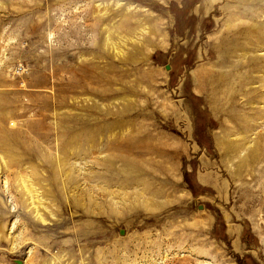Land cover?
I'll return each instance as SVG.
<instances>
[{
	"label": "rangeland",
	"instance_id": "374dc122",
	"mask_svg": "<svg viewBox=\"0 0 264 264\" xmlns=\"http://www.w3.org/2000/svg\"><path fill=\"white\" fill-rule=\"evenodd\" d=\"M238 25L261 44L264 0H0V264H264V211L192 200L205 172L174 186L178 146L209 155L197 79L223 69L207 50ZM251 76L262 105L264 72ZM27 185L44 227L65 229L32 232Z\"/></svg>",
	"mask_w": 264,
	"mask_h": 264
},
{
	"label": "bare ground",
	"instance_id": "6f19581e",
	"mask_svg": "<svg viewBox=\"0 0 264 264\" xmlns=\"http://www.w3.org/2000/svg\"><path fill=\"white\" fill-rule=\"evenodd\" d=\"M214 8L216 9L212 7L207 12L210 13ZM234 16L235 12L229 11L227 18L232 19ZM181 31V25L178 24L177 38L182 34ZM259 35L260 31L238 25L224 31L220 42L211 45L207 50L206 57L220 56L223 68L215 69L197 79L200 90L198 98L208 114L201 120L197 130L200 134V142L209 155L198 160L194 157L199 154L195 148H190L184 155L180 146L175 151L177 160L174 174L175 191L184 192L183 184L186 180L192 185L193 175L205 172L204 176H199L197 187L191 188L186 194L192 200H197L201 195H213L215 199L226 200L227 207L233 205V210H239L238 215L233 216V219H241L249 214L254 217L264 211V123H259L264 119V104L255 105L256 101L251 96L254 91L247 89V86L255 81L251 72H264V69H257L264 68V54H258L264 49V40H260L261 44L254 40V37ZM253 51L257 53L254 57L247 56V53ZM239 53L242 55L239 56ZM235 58L238 60L234 62ZM188 63H192V60ZM231 64L236 69H230ZM188 92L178 87L176 94L181 97L187 93L188 97H191V92ZM177 116L179 126L182 119L180 109L177 110ZM190 121L191 116L188 114L185 133L187 136L192 134ZM260 127L263 130L257 132ZM212 129L219 130L214 135V143H212ZM177 134L181 135L180 130H177ZM222 177H227L229 183L226 181L221 185ZM26 190L32 200L30 206H33L30 215H33L37 221L31 222L33 233L38 234L42 231L40 229L62 231L67 227V221L62 220L56 221L55 225L46 229L44 227L47 221L44 217L46 205L38 199L33 187L27 185ZM74 215H78L77 210L72 212L71 217ZM87 215L90 216L88 213ZM195 226L191 237L192 243L199 244V237H203L201 242L204 243L208 231L203 229V233L198 235ZM60 234L66 235L63 232ZM223 237L226 238L225 235ZM60 248H62L61 244Z\"/></svg>",
	"mask_w": 264,
	"mask_h": 264
}]
</instances>
